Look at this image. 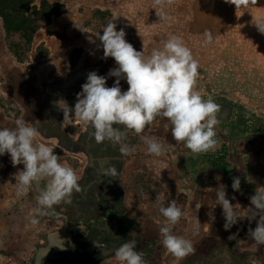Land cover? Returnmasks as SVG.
Segmentation results:
<instances>
[{
	"label": "clouds",
	"instance_id": "obj_1",
	"mask_svg": "<svg viewBox=\"0 0 264 264\" xmlns=\"http://www.w3.org/2000/svg\"><path fill=\"white\" fill-rule=\"evenodd\" d=\"M172 2L153 0L156 15L164 19V6ZM225 2L235 5L236 9H247L257 0ZM254 24L264 34V19L256 20ZM102 31L103 34L98 33L96 37L101 42L103 58L111 57L117 65L107 74V77L116 78L114 84L108 87L106 76L98 75L96 71L89 72L81 86L82 91L77 93L74 108L64 99L54 102L63 112V122L75 119L92 130L90 134L97 144L110 142L113 147L119 146L121 155L131 154L135 150L124 143L126 133L133 131L147 144L150 155L160 156L164 146L155 138L143 134L158 118H163L171 127L176 143H182L193 154L215 151L219 146L215 128L219 123L221 107L212 96H202L196 90L200 75L199 61L182 38L172 35L161 42V47L145 55L126 40V32L123 29L118 31L114 22H109ZM205 37L204 46L215 42L211 32H206ZM121 80H126L129 86L126 91L121 89ZM73 112L74 117L70 115ZM114 125H122L124 130ZM37 137V127L25 120H17L12 128H0V156L9 154L13 167L24 165L23 170L15 174V180H18L16 195H27L29 188L37 183L44 185L38 195L35 216L30 220L33 226L39 224L36 216L46 215L49 210L55 214L56 206L72 203L74 192H82L81 178L75 170L67 163H61L54 148L39 142ZM96 173H103L105 177L118 175L115 166L103 170L97 168ZM216 179L221 178L217 176ZM232 189L241 190L238 177H233ZM226 196L225 186L217 190L216 204L212 207H222L224 229L227 231L242 217L233 211L234 206ZM250 202L254 208H248L246 217L250 223L256 221V227L249 228V235L258 246L264 245V193L256 192L250 197ZM159 212L166 218L159 230L162 246L176 260L194 255L196 248L192 241L173 234V226L179 224L184 216L176 201H170L167 207L161 206ZM209 215L212 216V212ZM195 230L199 231V220ZM135 235L134 232L130 233L132 237ZM235 237L233 234L228 239ZM114 256L119 264H147L144 254L136 250L135 239L119 245Z\"/></svg>",
	"mask_w": 264,
	"mask_h": 264
},
{
	"label": "rangeland",
	"instance_id": "obj_2",
	"mask_svg": "<svg viewBox=\"0 0 264 264\" xmlns=\"http://www.w3.org/2000/svg\"><path fill=\"white\" fill-rule=\"evenodd\" d=\"M50 1H61L66 4V7L70 5L69 0ZM107 1L111 4L74 3L70 5V8H77L81 13L84 10L87 11L84 20L75 30L80 38H98L96 34L102 35V29L109 22H114L118 31L123 29L125 32L135 21L140 22V33L143 30L146 31L149 25L156 24L155 26L159 27L161 22H170L166 16L161 19L154 10H151L153 0ZM177 5L187 8L185 14L188 18L187 24L177 21L173 23L174 16L170 15L174 25L163 27L161 31L169 36L176 35L182 38L192 50L194 58L199 61V77L212 76L211 82L217 86L226 85L227 89L235 93L239 99L247 104H256L260 113H264V96L254 95L257 92L264 95V34L260 33L254 24L256 20L264 19V0H257L247 9H236L235 5L226 3L225 0H173L170 5L164 6V10L172 11ZM98 9L105 12L99 19L94 16ZM143 10L144 13H142ZM149 10H151L150 13H154L151 18H148ZM151 30L149 29L145 35H148ZM206 32H211L215 38V42L209 46L203 45ZM13 41L20 42L21 38L19 35L8 39L5 37L7 48ZM36 52L37 50L33 53ZM29 55H33L32 52L29 51L27 59L31 61L32 57L30 58ZM24 63L21 65L26 71L32 73L31 70H27L28 65L25 67ZM5 102H8V96L0 89L1 108L5 107ZM37 140L53 147L60 157L62 149L54 143L45 141L39 136ZM23 168V164L13 167L9 154L0 156V264H28L47 227L42 215L35 217L39 220L38 225L33 226L30 223L31 218L35 216L34 210L38 206V196L33 188H29L27 195L19 197L16 195L18 180H15V174ZM137 173V177L134 178L137 182L135 183L134 180L133 182L139 193L144 196L150 195L149 200L155 197L154 203L164 204L162 200L164 196L160 192L150 194L152 189L145 179L148 174L146 175L143 171ZM225 190L227 193L228 189L225 188ZM232 205L233 211L242 219H238V223L233 225L231 233L241 236L239 243L252 240L248 230L256 227V221L249 222L244 206L237 203ZM216 209L220 214L219 218L217 217L218 221L224 216L221 207ZM184 238L191 240L195 247L204 239V236H184ZM237 245L231 247L225 242L219 243L209 254L196 257L195 264H264V251L256 248L236 249ZM166 254L171 263L172 259L175 261L174 264L181 261L176 260L168 251Z\"/></svg>",
	"mask_w": 264,
	"mask_h": 264
},
{
	"label": "flooded vegetation",
	"instance_id": "obj_3",
	"mask_svg": "<svg viewBox=\"0 0 264 264\" xmlns=\"http://www.w3.org/2000/svg\"><path fill=\"white\" fill-rule=\"evenodd\" d=\"M165 23L161 22L159 27ZM155 25H149L146 31L141 30V35L147 34L148 30H151ZM168 27L171 25L169 24ZM27 73L30 79L37 83L36 77L28 71ZM211 78L210 75H206L204 78L198 77L196 90L202 96H212L220 105L223 117H234V123L236 122L239 127L242 125L246 127L248 120H251L248 125H251L249 133L243 130L246 136L256 134L264 137V117L255 116L250 110L241 107L239 101L241 103L243 101L235 93L228 90L226 85L217 86L211 82ZM4 105L3 110L10 118L18 119L21 117L23 110L12 99L8 97V102H5ZM66 126L69 133L75 138L81 137V141L76 145L77 150L74 153L62 149L60 162L67 163L81 178L79 183L82 192H74L72 203L56 206L55 214L49 210L48 214L42 215L47 227L37 245L46 244V233L53 232L55 235L51 238V243L55 256L50 260L55 264H119L114 256L115 249L119 245L135 239L136 250L144 254L147 264H174V259L171 263L166 254L167 250L161 244L162 236L159 231L166 219L159 212V208L161 206L167 207L169 201L166 198L165 188L160 181L154 179L147 171L150 169L144 157L147 144L133 131H128L124 143L135 150L131 154L121 155L118 150L119 146L113 147L110 142L97 144L90 134L92 130L82 126L75 119L69 121ZM114 127L124 130L122 125H114ZM143 135L155 138L164 146V149L167 144H171L174 155L185 160L184 168L193 160V157L187 154V148L174 140L171 127H169L166 119L160 120L158 118L150 129L147 130L146 128ZM233 138L228 141L234 143L235 139ZM109 166L117 168L118 175L116 177H105L103 173H96L97 168L103 170ZM209 168H216L224 172L222 167L203 165L193 169V180L198 178L195 181L198 182L205 176L216 177L209 174L199 175L201 171ZM186 170L189 171L188 168H185L184 172ZM139 171L148 174V176L145 175V179L151 186L150 194L160 192L164 196L162 199L164 204L154 203L155 197L149 200L150 195L144 196L139 193L133 182ZM134 181L137 182V180ZM221 181L223 187L228 189L227 197L230 202L246 208L244 203H239L231 197L228 185L223 180ZM43 186V183H39L37 195ZM223 187H217V190L223 189ZM241 190L246 194L251 193L242 187ZM150 206H156V209L152 210ZM217 207L221 206L217 205ZM218 213L216 209L212 223L216 221ZM210 230L211 226L205 236L209 235ZM133 232L136 233L135 237L130 236V233ZM182 233L183 231L179 227L173 226V234L187 237ZM183 260L178 264H181Z\"/></svg>",
	"mask_w": 264,
	"mask_h": 264
},
{
	"label": "crops",
	"instance_id": "obj_4",
	"mask_svg": "<svg viewBox=\"0 0 264 264\" xmlns=\"http://www.w3.org/2000/svg\"><path fill=\"white\" fill-rule=\"evenodd\" d=\"M86 15V10L81 13L77 8L67 7V11L63 15L54 16L50 24L44 25L38 30L30 50V53L33 54L29 55L32 60H27L24 63L25 67L28 65L27 70L32 71L37 82L43 75L49 78L63 77L69 69L74 68L77 64L74 67L70 64L73 49H82L79 61L83 58V53L88 50V46L84 42V38H80L75 30ZM51 31L65 32L68 37H59L51 34ZM93 39L100 41L95 37ZM41 43L49 50L47 57H42L37 52L33 53ZM128 87L126 85V90ZM254 95L264 96L260 92L254 93ZM243 103L246 102L243 101ZM248 105L257 107L253 103ZM262 114L264 113L262 112ZM218 119L215 138L219 146L215 151L202 154H193L189 149H186L187 154L193 157V160L185 167L189 171L184 172L185 160L174 155L171 144H167L160 156L150 155L147 150L144 156L149 164L148 168L150 169L147 170L149 175L160 181L165 188L167 200L169 202L175 200L177 206L184 212L179 224L175 225L183 231V235L203 237L209 232L217 206L214 209L212 207L216 204L217 187H223V182L213 176H205L195 182L198 178L193 180V169L203 165L222 167L224 173L230 174L232 178L240 179L242 189L249 190L251 194L264 193V137L256 134L248 136L244 134L243 130L249 133L251 125H248L251 120H248L246 127L243 125L239 127L236 122L234 123V117L224 118L221 111L218 113ZM231 138L235 139L234 143L228 141ZM226 198L228 199L227 196ZM150 207L152 210L156 209V206ZM210 212H212V216L209 215ZM198 220L199 231L197 232L195 226Z\"/></svg>",
	"mask_w": 264,
	"mask_h": 264
},
{
	"label": "water",
	"instance_id": "obj_5",
	"mask_svg": "<svg viewBox=\"0 0 264 264\" xmlns=\"http://www.w3.org/2000/svg\"><path fill=\"white\" fill-rule=\"evenodd\" d=\"M69 1L68 3L70 5L74 3L111 4L107 0ZM70 5L68 4L69 7ZM151 10L156 12L153 7ZM151 10H149V13ZM164 11L167 20L170 22L172 21L170 15H172L174 16L173 23L177 21L187 24L188 18L185 16L187 8L185 6L177 5L172 11L167 9ZM142 13H144V10ZM145 13L147 12L145 11ZM152 14L154 13H150L148 18H151L153 16ZM170 22H166L160 27L155 26L156 29L154 27L148 35H141L139 29L140 22L135 21L133 25L128 27L125 38L137 51H143L145 55H150L154 48L161 47V42L170 37L169 34L161 31L163 27H168L169 24H173ZM83 40L86 42L88 50L83 53V58L74 68L69 69L63 77L49 78L43 75L35 83L30 79L21 63L16 61L14 55L7 48L5 44V32L0 21V73L2 77L0 89L23 110L20 118L12 119L0 107V128H12L15 126L17 120H25L30 125L37 127L38 136L43 140L52 142L58 148L67 150L68 152H76V145L81 141V137L75 138L69 133L66 126L69 121L63 122V112L58 110L54 102L59 99H64L70 107L74 108L77 93L82 91L81 86L86 82L89 72L96 71L98 75L107 77L109 70L117 67L113 58H103V48L100 41H96L93 38H84ZM115 79V77H107V86H113ZM126 85H128L126 80H121L122 91H126ZM239 105L250 110L255 116L264 117V114L260 113L257 108H252L247 103H241L239 101ZM70 115L74 117V112L70 113ZM203 174L219 176L228 185L231 197H235L239 203L242 202L246 205L247 214L248 208H254L250 202V197L254 194H246L243 190L234 191L232 189L233 179L230 174H226L216 168L205 169L199 175L201 176ZM32 188L37 194V190L39 191V183L35 184ZM258 219L259 217H257ZM54 235L53 232L46 233L47 243H40L36 246V250L29 264H55L50 260L55 256L53 254V244L51 243V238ZM238 248H256L264 251V245L258 246L253 240L239 243L236 246V249Z\"/></svg>",
	"mask_w": 264,
	"mask_h": 264
},
{
	"label": "trees",
	"instance_id": "obj_6",
	"mask_svg": "<svg viewBox=\"0 0 264 264\" xmlns=\"http://www.w3.org/2000/svg\"><path fill=\"white\" fill-rule=\"evenodd\" d=\"M67 10L66 4L61 1L50 0H0V18L5 32L6 39L19 35L21 41H13L9 46V50L14 55L19 63H24L28 59V53L32 48V42L38 30L52 22L54 16L63 15ZM105 12L98 9L95 11V18L99 19L104 16ZM60 37H66L65 33L51 31ZM37 52L42 57L49 55V50L43 43L37 46ZM82 49L75 48L71 52L70 64L74 67L81 56ZM1 80V73H0ZM55 154L59 156L57 150L54 149ZM60 159V157H59ZM216 216V221L213 223L209 235H207L195 248L194 255L186 257L181 264H195V259L198 256L207 255L211 252L213 247L219 243L225 242L229 246H235L241 241V236L237 233L233 240L228 237L233 235L231 229H224V218ZM234 233V232H233Z\"/></svg>",
	"mask_w": 264,
	"mask_h": 264
}]
</instances>
